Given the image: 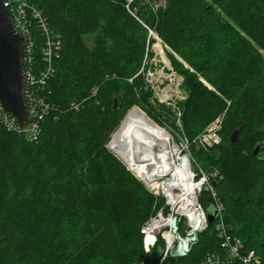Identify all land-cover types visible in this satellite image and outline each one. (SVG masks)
I'll use <instances>...</instances> for the list:
<instances>
[{
	"label": "trees",
	"instance_id": "16d2710c",
	"mask_svg": "<svg viewBox=\"0 0 264 264\" xmlns=\"http://www.w3.org/2000/svg\"><path fill=\"white\" fill-rule=\"evenodd\" d=\"M26 1L60 36L61 48L39 93L49 108L38 139L7 131L0 118V264L159 263L156 247L144 257L140 227L163 198L107 147L133 106L158 125H173L170 112L151 102L143 76H135L153 43L141 22L168 46L165 55L182 77V130L201 167L222 175L214 191L224 224L264 264V0H165L156 11L153 0H132L138 19L126 0ZM31 38L38 74L43 38L35 27ZM78 102V109L71 104ZM220 114V143L195 149L193 140ZM199 200L214 210L207 189ZM216 218L184 256L167 254L162 264H201L219 251Z\"/></svg>",
	"mask_w": 264,
	"mask_h": 264
},
{
	"label": "built area",
	"instance_id": "2783aa9c",
	"mask_svg": "<svg viewBox=\"0 0 264 264\" xmlns=\"http://www.w3.org/2000/svg\"><path fill=\"white\" fill-rule=\"evenodd\" d=\"M131 1L132 0H126V8L132 16L138 19L135 16V12L129 9V3ZM2 5L7 10L15 32L27 39V49L23 62L25 74L23 91L27 99L29 122L26 126H21L12 114L4 112L1 104L0 118L7 131L25 135L28 139L36 141L41 132V121L44 118V110L49 108V104L39 93L53 74L52 64L53 60L59 56L61 39L60 36L55 34L49 27L41 11L29 4L26 0H2ZM142 25L147 28L150 38L154 39L153 37H156L161 42L153 29L149 28L144 23H142ZM33 27L39 31L43 38V45L40 51L45 66L38 74L33 70L31 56L29 55L34 44L31 38ZM162 46L164 49H167L163 44ZM160 58L164 64L168 66L167 57V61L164 60L161 55ZM170 75L173 76V78H170L169 84L162 85L163 80H160V76L158 75V78L152 83V86L156 92L158 103L172 107L173 125L161 126L147 117L155 128H158L166 134L165 140L168 150V161L165 162L166 164L159 166V164L150 165L146 161H136L128 165V163L110 147L114 135L120 128L113 132L107 143V146L118 155L126 168L143 183L149 192L163 198L162 206L153 215L148 217L140 227L143 251L144 253L151 252V250L156 247L159 236L163 242L162 247L164 248L162 256L165 257L168 254L169 247L176 241V235L172 233L170 225L172 216L177 217L176 234L178 235H180L178 233L179 224L184 227H190V230L186 233L188 234L198 219L201 220L199 230L203 229L207 221L206 218L205 220L201 218V213H204V207L199 200V196L204 189H207L211 193L214 210L217 212L215 227L218 230L217 236L220 239V250L206 254L201 264H262L261 256L254 250L246 249L240 238L230 234L227 226L224 224L219 200L216 198L214 185L212 184V181L217 179L216 171H205L196 163V160L190 152L189 141L182 130L181 111L177 106L178 100L182 98L179 91V83L174 80L175 76L173 73ZM129 81H131V79H129ZM96 92L97 87L92 88L91 95ZM71 104L77 109L80 105L79 102ZM134 107L135 106L130 108V111ZM130 111L126 114V117L122 119L123 121L120 127L125 122ZM220 127L221 118L218 116L193 140L194 143L202 148H209L218 144ZM154 149L156 150V148ZM164 165H167L170 171H166L163 168ZM135 167H142L145 171L137 173L134 171ZM168 181H172L173 184H168ZM195 211L198 212V217L191 226V219L189 216ZM136 264H145V262L140 260Z\"/></svg>",
	"mask_w": 264,
	"mask_h": 264
},
{
	"label": "water",
	"instance_id": "95a60500",
	"mask_svg": "<svg viewBox=\"0 0 264 264\" xmlns=\"http://www.w3.org/2000/svg\"><path fill=\"white\" fill-rule=\"evenodd\" d=\"M27 49V39L15 32L7 10L0 0V104L5 113L12 114L21 126H26L29 122L27 112V99L24 95V55ZM114 101V108H116ZM237 138V131H234L230 137L231 143ZM108 147V146H107ZM108 149L117 157L109 147ZM259 149L256 145L253 153ZM120 159V158H119ZM215 184V182H213ZM217 216L215 210L206 211V221L212 222ZM176 216L171 217V231L176 235V241L169 247L168 254L172 257L184 256L190 249V245L196 240V232L199 231L201 220L198 219L192 230L184 237L176 234ZM164 252L161 245L155 248L156 257H160Z\"/></svg>",
	"mask_w": 264,
	"mask_h": 264
},
{
	"label": "bare ground",
	"instance_id": "6f19581e",
	"mask_svg": "<svg viewBox=\"0 0 264 264\" xmlns=\"http://www.w3.org/2000/svg\"><path fill=\"white\" fill-rule=\"evenodd\" d=\"M155 47L160 53L159 55L166 60L165 52L161 53L159 48L157 46ZM156 129L152 122L149 119H146L141 112L136 110V107H134L130 111L119 131L114 135V139L111 142L110 147L113 148V150L122 159H124L128 165L131 162L146 161L150 165L159 164V166H161L162 164H166L165 162L168 161V150L165 140L166 134L158 128ZM154 148H156V150ZM163 168L166 171H170V168L167 165H164ZM134 171L141 173L145 170L142 167H135ZM168 184L172 185L173 182L168 181ZM197 214L198 212L195 211L189 216L191 219V226L198 217ZM201 215L202 220H205L206 211L204 210V213H201Z\"/></svg>",
	"mask_w": 264,
	"mask_h": 264
},
{
	"label": "rangeland",
	"instance_id": "374dc122",
	"mask_svg": "<svg viewBox=\"0 0 264 264\" xmlns=\"http://www.w3.org/2000/svg\"><path fill=\"white\" fill-rule=\"evenodd\" d=\"M156 1V2H155ZM164 5H165V0H153V1H151V8L153 9V11H156V10H158V9H160V8H163L164 7ZM43 15V14H42ZM143 23V22H142ZM147 29V28H146ZM148 31V30H147ZM148 36H149V34H148ZM154 39H152L153 40V43H151V45L149 46V44H148V42H147V44H146V54H145V58H144V60H143V64H142V68L139 70V72H137L136 74H135V76H137V75H139V74H141L142 76H143V79H144V82H145V86H146V88L147 89H149L150 91H151V102L152 103H154V104H159V105H162V106H164L166 109H167V111H169L170 112V117H172V115H173V109H172V107L171 106H168V105H166V104H160V103H158V98H157V96H156V92H155V90H154V88H153V86H152V83L158 78V75L160 76L159 77V79L160 80H163V83H162V85H164V84H169L170 83V78H173V76H171L170 74H174V76H175V78H174V80L175 81H177L178 83H179V91H180V94H181V96H182V98L181 99H179L178 100V103L180 102V101H182V100H184L185 98H186V93L182 90V88H181V82H182V77L179 75V74H177L174 70H173V68H172V66L170 65V62H169V60H168V66L167 65H165L164 64V62L161 60V58H160V53L158 52V50L156 49V47L155 46H157L158 48H159V50H160V52L162 53V52H164V47L162 46V44H161V42L156 38V37H153ZM160 39V38H159ZM84 40H85V42L87 43V45H92V35H86V36H84ZM160 44V45H159ZM153 45V46H152ZM168 50H169V48H168V46H166L165 44H163ZM154 49H153V48ZM162 48V50H161V48ZM154 50V51H153ZM156 50V51H155ZM155 52H157V53H159V54H157V53H155ZM259 52L260 53H263V51L262 50H259ZM147 53L149 54V55H147ZM153 58H155V59H153ZM167 61V60H166ZM144 66V67H143ZM53 72H54V69H53ZM129 80V79H128ZM209 88H211V87H209ZM158 93H160V92H158ZM161 94V93H160ZM178 103H177V106H178ZM136 107V110H138V111H140L141 112V114L146 118V119H148L149 117L146 115V113L145 112H143L139 107H137V106H135ZM140 110H139V109ZM179 108V107H178ZM179 110L181 111V109L179 108ZM130 111V109L127 111V113L126 114H128V112ZM182 112V111H181ZM126 114H125V116H124V118L126 117ZM222 114H220L219 115V117L222 119ZM148 117V118H147ZM218 117V116H217ZM123 118V119H124ZM150 119V118H149ZM151 120V119H150ZM123 121V120H122ZM122 121L119 123V125L117 126V128L114 130V131H112V133H111V135L113 134V132H115L116 130H118L119 128H120V125H121V123H122ZM213 121V120H212ZM211 122V121H210ZM209 122V123H210ZM208 123V124H209ZM207 124V125H208ZM207 125H206V127H207ZM205 127V128H206ZM205 128H204V130H205ZM156 129V128H155ZM157 130V129H156ZM203 130V131H204ZM220 130H221V128L219 129V142H218V144L220 143ZM158 131V130H157ZM159 132V131H158ZM160 133V132H159ZM202 133V132H201ZM162 134V133H161ZM199 135V134H198ZM110 138H111V136H110ZM109 138V139H110ZM109 141V140H108ZM108 143V142H107ZM195 147V149H198L199 147H198V145H196V146H194ZM213 147V146H212ZM209 148H211V147H209ZM209 148H204V149H209ZM194 157V156H193ZM119 159V158H118ZM194 159L196 160V163L201 167L202 165H201V163L194 157ZM120 161H121V163L125 166V164L122 162V160L121 159H119ZM126 167V166H125ZM203 167V166H202ZM127 169V168H126ZM128 170V169H127ZM129 171V170H128ZM206 171V170H205ZM213 171H216V170H213ZM216 174H217V176H216V178L217 179H214L213 181H212V184H213V182H215L216 180H221V178H222V175L220 174V173H218L217 171H216ZM133 175V174H132ZM135 177V176H134ZM214 185V184H213ZM153 195H155V194H153ZM155 196H158V195H155ZM159 197V196H158ZM219 204H220V208H221V211H223V205H222V202L221 201H219ZM159 209V208H158ZM158 209H156L155 211H154V213L158 210ZM153 213V214H154ZM153 214H151V215H153ZM150 215V216H151ZM149 216V217H150ZM206 225H207V223H206ZM206 226H204V228H205ZM190 230V227L189 226H187V227H184L183 225H181V231H178V233L181 235V236H185L186 235V233L188 232ZM160 239V237L158 236V240ZM155 248V247H154ZM153 248V249H154ZM142 249H143V247H142ZM152 249V250H153ZM152 252V251H151ZM151 252H149V253H144V251H143V253H144V257H146L147 255H149ZM165 257H163L162 255H161V257H159V263L158 264H162V261H163V259H164ZM141 260H143L144 262H145V264H147L146 263V259H141ZM138 262V261H137ZM137 262H135L134 264H136Z\"/></svg>",
	"mask_w": 264,
	"mask_h": 264
}]
</instances>
